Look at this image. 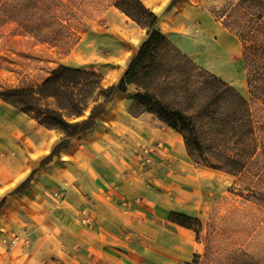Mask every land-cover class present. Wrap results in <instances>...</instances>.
I'll use <instances>...</instances> for the list:
<instances>
[{"label": "rangeland", "instance_id": "1", "mask_svg": "<svg viewBox=\"0 0 264 264\" xmlns=\"http://www.w3.org/2000/svg\"><path fill=\"white\" fill-rule=\"evenodd\" d=\"M142 1L160 16L159 29L185 54L248 98L258 142L243 171L211 169L205 160L214 162L213 154L219 150H234V140L225 145L213 125L198 122L205 156L193 152L191 159L212 172V182L203 189L201 199L190 196L206 208L199 217L198 236L194 232L202 251L181 264H264V103L250 94L240 37L215 16L233 0H179L170 10L172 0ZM116 2L0 0V91L39 85L59 65L93 69L106 85L117 83L147 31L121 12ZM137 90L132 86L118 102L133 98ZM132 109L139 112L142 107ZM185 113L194 114L193 109ZM37 126L0 100V202L4 200L0 264L22 255L28 257L27 264H77L74 256L81 247L76 231L81 226L69 224L78 218L85 227L92 223L84 221L79 195L68 197L69 184L53 191L52 177H44L34 183L37 197L11 193L15 183L40 164V159L32 157L33 144L28 139V133L40 136ZM54 168L60 171L62 165ZM47 201L59 207L50 211ZM63 204L73 206L83 217L66 213Z\"/></svg>", "mask_w": 264, "mask_h": 264}, {"label": "trees", "instance_id": "2", "mask_svg": "<svg viewBox=\"0 0 264 264\" xmlns=\"http://www.w3.org/2000/svg\"><path fill=\"white\" fill-rule=\"evenodd\" d=\"M178 1L172 0L168 9ZM116 7L147 31L117 83L106 85L103 76L93 69L59 65L39 85L0 91L1 101L45 128L61 133L60 141L41 160L40 166L54 161L74 139L95 128L115 97L136 86L131 113L150 112L179 132L190 157L193 152L205 156L198 122L213 125L223 143L227 145L234 140L235 147L230 152H214L216 160H205L206 166L229 173L243 171L247 158L258 145L248 98L185 54L159 29L160 16L142 0H117ZM215 16L240 37L250 94L264 103V0H233ZM133 106L142 109L134 112ZM192 109L194 114L185 113ZM37 170L11 193L24 192ZM3 205L4 200L0 202V211ZM169 220L191 229L197 236L202 226L198 217L183 213L172 212ZM247 259L246 255L241 256V260Z\"/></svg>", "mask_w": 264, "mask_h": 264}, {"label": "crops", "instance_id": "3", "mask_svg": "<svg viewBox=\"0 0 264 264\" xmlns=\"http://www.w3.org/2000/svg\"><path fill=\"white\" fill-rule=\"evenodd\" d=\"M127 94L117 95L97 126L74 139L54 161L39 164L34 179L22 193L37 197L34 183L40 178L52 177L53 191L65 189L64 184L68 183V197L79 195L80 205L91 216L92 224L85 227L79 218L68 223L81 226L76 231L81 247L74 256L77 264L189 262L202 251L195 233L171 222L169 217L172 212L198 218L205 213L206 208L197 205L190 196L202 198L212 172L191 159L179 132L150 112L131 113L134 98L118 102ZM20 113L40 129H37L40 136L28 133V139L33 144L29 149L33 159L41 162L58 144L61 133ZM18 139L15 136V144ZM140 154L152 158L146 171L137 170ZM55 164L62 165V169H55ZM29 175L15 183V188ZM47 203L50 211L59 207ZM62 207L66 213L79 215L73 206L63 204ZM28 261L22 255L7 264Z\"/></svg>", "mask_w": 264, "mask_h": 264}, {"label": "built area", "instance_id": "4", "mask_svg": "<svg viewBox=\"0 0 264 264\" xmlns=\"http://www.w3.org/2000/svg\"><path fill=\"white\" fill-rule=\"evenodd\" d=\"M139 157H140V159H139L140 162H139V165L137 167V170L146 171V169L149 167V165L152 164V158L150 156H147V155L144 156L142 154H140ZM84 221L88 224L92 223L91 216L88 213L85 214Z\"/></svg>", "mask_w": 264, "mask_h": 264}]
</instances>
